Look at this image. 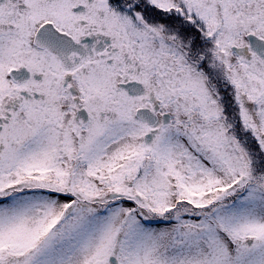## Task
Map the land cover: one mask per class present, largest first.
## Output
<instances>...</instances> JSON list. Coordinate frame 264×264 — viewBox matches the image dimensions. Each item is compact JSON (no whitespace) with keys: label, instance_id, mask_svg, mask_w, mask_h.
Wrapping results in <instances>:
<instances>
[{"label":"snow or ice","instance_id":"snow-or-ice-1","mask_svg":"<svg viewBox=\"0 0 264 264\" xmlns=\"http://www.w3.org/2000/svg\"><path fill=\"white\" fill-rule=\"evenodd\" d=\"M0 264H264V0H0Z\"/></svg>","mask_w":264,"mask_h":264}]
</instances>
